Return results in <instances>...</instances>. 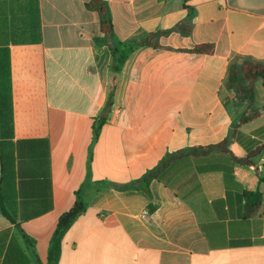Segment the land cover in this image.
Instances as JSON below:
<instances>
[{
  "label": "crops",
  "instance_id": "1",
  "mask_svg": "<svg viewBox=\"0 0 264 264\" xmlns=\"http://www.w3.org/2000/svg\"><path fill=\"white\" fill-rule=\"evenodd\" d=\"M92 1L0 0V140L47 141L11 150L0 264H48L79 201L58 264H264V111L234 132L248 104L228 84L264 63V0H103L112 34Z\"/></svg>",
  "mask_w": 264,
  "mask_h": 264
},
{
  "label": "trees",
  "instance_id": "2",
  "mask_svg": "<svg viewBox=\"0 0 264 264\" xmlns=\"http://www.w3.org/2000/svg\"><path fill=\"white\" fill-rule=\"evenodd\" d=\"M91 9H96L102 20V29L105 34H112L113 23L108 17L107 8L103 0H94L88 4ZM148 44L151 46H156L155 43H151V38L148 37L144 40L138 41L136 45ZM195 53L200 54H211L213 52V47L211 45H199L193 50ZM242 78V80H241ZM262 80L264 85V63L253 64L246 62L239 69L232 67L229 74L228 84L230 87L236 89V96L238 99L244 101L248 104L247 110L244 112L242 117L234 124V132H238L239 128L244 124L252 122L253 120L259 118L264 111V108L254 107V87L258 80ZM229 140H224L218 145H212L208 147H192L187 150L178 152L174 155L168 157V159L162 161L158 167L148 173L144 178L143 182L148 184L152 179H154L158 172L163 170L167 164L174 161L176 158L185 155H197L198 153H210L216 150H223L225 146L229 144ZM25 143H46V140H33V141H19L13 143L12 141L0 140V164H1V181H0V214L8 219L10 222L15 223V219L11 214L10 207V188L12 176V160H11V150L16 147L17 151L21 149V146ZM41 145V144H40ZM41 149V147H40ZM260 150L254 151L249 154V156L244 160L234 159L237 163L245 164L249 167H255L252 159L258 156ZM264 180V179H263ZM104 186L100 187V190ZM249 202H253L254 206H258L261 203V195L259 192L248 193L246 195ZM88 206L85 201L77 202L69 211L62 214L57 222L56 231L52 237L49 254H48V264H58L61 256V242L64 234L72 226L76 218L82 214ZM24 240L28 245L33 246L34 240L28 236H24Z\"/></svg>",
  "mask_w": 264,
  "mask_h": 264
}]
</instances>
